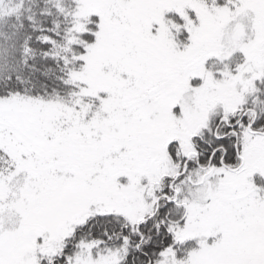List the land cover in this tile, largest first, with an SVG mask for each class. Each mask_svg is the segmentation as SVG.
<instances>
[{
	"label": "snow or ice",
	"instance_id": "1",
	"mask_svg": "<svg viewBox=\"0 0 264 264\" xmlns=\"http://www.w3.org/2000/svg\"><path fill=\"white\" fill-rule=\"evenodd\" d=\"M0 264H264V0H0Z\"/></svg>",
	"mask_w": 264,
	"mask_h": 264
}]
</instances>
